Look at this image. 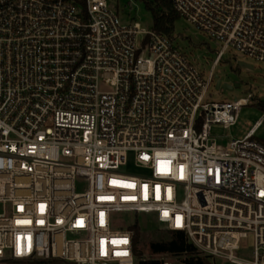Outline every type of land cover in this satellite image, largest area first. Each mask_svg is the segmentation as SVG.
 <instances>
[{"label":"built area","instance_id":"obj_1","mask_svg":"<svg viewBox=\"0 0 264 264\" xmlns=\"http://www.w3.org/2000/svg\"><path fill=\"white\" fill-rule=\"evenodd\" d=\"M173 4L218 44L208 74L109 0H0V264H186L137 255L149 221L264 264L260 123L216 136L249 99L210 90L229 51L264 64V0Z\"/></svg>","mask_w":264,"mask_h":264},{"label":"rangeland","instance_id":"obj_2","mask_svg":"<svg viewBox=\"0 0 264 264\" xmlns=\"http://www.w3.org/2000/svg\"><path fill=\"white\" fill-rule=\"evenodd\" d=\"M110 4L119 12L123 23H140L145 29H153V14L140 0H109ZM174 36L179 47L190 57V59L208 74L211 70L213 60L216 57L218 44L204 35L186 19L180 17L175 24ZM243 61L252 68L238 65ZM229 85L232 89L224 90L223 86ZM211 96L215 100L234 101L235 99L248 98L247 105H243L239 111L238 119L233 125L215 124L212 132L216 136L228 140L242 139L254 127L260 123L255 131V136L264 142V113L253 102L264 101V64L251 60L241 54L229 51L225 54L223 61L214 69V79L211 84ZM131 172V169L124 172ZM134 172V171H132ZM128 223L127 218H121ZM168 230L154 221L145 224V228L139 230V249L147 257H169L170 254H151L149 246L165 235ZM243 254L251 256V249L254 246L253 236L244 240ZM184 259L183 257H181ZM230 264V263H228Z\"/></svg>","mask_w":264,"mask_h":264},{"label":"trees","instance_id":"obj_3","mask_svg":"<svg viewBox=\"0 0 264 264\" xmlns=\"http://www.w3.org/2000/svg\"><path fill=\"white\" fill-rule=\"evenodd\" d=\"M153 14V29L170 37L174 36L175 24L180 15L174 8L173 0H140ZM264 113V101L253 102ZM264 124V120H263ZM140 235L135 236V251L139 257L144 253L139 249ZM151 254H170L183 257L186 264H214L213 261L201 256L197 248L188 241L184 233L167 231L160 239L152 241L149 246ZM154 262V261H153Z\"/></svg>","mask_w":264,"mask_h":264},{"label":"water","instance_id":"obj_4","mask_svg":"<svg viewBox=\"0 0 264 264\" xmlns=\"http://www.w3.org/2000/svg\"><path fill=\"white\" fill-rule=\"evenodd\" d=\"M238 65H239V66H242V67L252 68L251 65H249L248 63L243 62V61H239V62H238ZM223 89H224V90L232 89V87L229 86V85H224V86H223Z\"/></svg>","mask_w":264,"mask_h":264}]
</instances>
